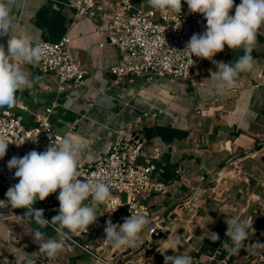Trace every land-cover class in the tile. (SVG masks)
<instances>
[{"label":"crops","instance_id":"obj_1","mask_svg":"<svg viewBox=\"0 0 264 264\" xmlns=\"http://www.w3.org/2000/svg\"><path fill=\"white\" fill-rule=\"evenodd\" d=\"M6 2L17 17L15 30L31 31L36 41H57L69 35L71 51L82 61L85 71L83 83L60 84L53 75L40 74L38 63L24 64L16 58L15 63L45 85L41 88L37 84L18 93L20 102L10 110L24 123L33 124L35 113L53 106L51 117L56 132L63 137L71 135L79 149V163H93L103 159L110 149L114 134L107 133V127L124 128L136 116L149 112L136 130L161 148L154 177L165 184L166 191L153 195L149 201L151 213L165 219V226L153 238L155 250L145 251V261L165 264L164 255L188 254L194 264H242L264 250L259 246L264 244V87H253L264 81V34L257 36L251 52L254 68L241 73L236 86L224 95L216 92L210 80L211 73L217 71L213 61L233 63L244 54L243 48L232 50L225 45L224 51L212 60L197 57V66L203 72L189 84L187 80L170 77L154 82L136 77L109 87L114 79L110 68L119 63L121 55L117 47L108 43V30L101 20L76 16L73 8L56 0ZM240 2L234 0L230 15H234ZM139 5L149 8L146 1ZM260 32L264 33V27ZM7 40V36L0 37L5 50ZM72 91L79 96L73 99ZM156 137L165 147H161ZM6 192L0 190V201L6 202ZM85 203H91L100 215L101 204L89 200ZM49 205L47 197L34 207L43 209L44 218L51 222L59 214V207L48 209ZM25 211L0 204V264H27L29 254L58 264H94L95 259L80 248V253L73 255L77 246L68 242L54 259L40 253L31 235L39 225L17 220L16 216H23ZM228 216L251 225L248 238L237 253L222 247L228 239L225 223ZM151 224L153 221L148 225ZM89 226L72 235L78 241L84 240L79 242L97 254L110 257L114 248L98 242L99 233L106 237L105 229L100 224L90 231ZM40 230L49 237L56 236L51 226ZM145 232L144 229L139 238ZM211 232L218 234L219 240L211 241ZM176 237L182 243L171 250Z\"/></svg>","mask_w":264,"mask_h":264},{"label":"built area","instance_id":"obj_2","mask_svg":"<svg viewBox=\"0 0 264 264\" xmlns=\"http://www.w3.org/2000/svg\"><path fill=\"white\" fill-rule=\"evenodd\" d=\"M56 1L73 8L76 16L98 18L108 30V43L117 47L121 55L119 63L110 68L114 79L109 87L126 79L133 81L136 77L144 82H154L165 77L193 82L203 72L197 66V57L185 49L193 34L206 31L207 22L202 14L190 13L185 0H181L179 15L173 11H158L136 5L133 0ZM37 42L45 46V56L38 62L40 74L53 75L60 84L83 83L84 67L71 51L72 39L69 35L57 41ZM253 87H264V81L256 82ZM89 104L92 106L93 102ZM53 112L54 107L47 106L43 112L34 114L33 124H28L14 111L0 108V132H6L12 142L5 156L0 159V190H8L19 182L15 178L16 170L7 167L12 157H23L33 150L43 152L55 139L63 138L54 128L51 117ZM148 116L149 112H143L124 128L116 130L110 149L103 159L93 163H79V170L83 174L81 180H105L111 186L109 198L97 203L103 208L97 221L89 226L90 231H94L100 224L105 229L108 220L122 225L131 213H143L154 223L146 226L142 237L147 238L155 232L157 234L164 228L161 218L154 216L149 206L153 195L166 191L165 184L154 177L155 161L162 151L159 145L150 143L136 130ZM59 191L57 189L56 193L48 197V209L60 207L57 199ZM75 236L70 235L67 241L89 253L95 259L94 264H110V257L97 254L81 244ZM142 237L139 238L140 242L146 240H141ZM105 240V234L99 233L98 242L106 246L108 243ZM261 258L264 259V256ZM29 260L32 264H58L34 254H29Z\"/></svg>","mask_w":264,"mask_h":264},{"label":"clouds","instance_id":"obj_3","mask_svg":"<svg viewBox=\"0 0 264 264\" xmlns=\"http://www.w3.org/2000/svg\"><path fill=\"white\" fill-rule=\"evenodd\" d=\"M190 13L202 14L206 20V31L203 34H193L185 51L192 56L209 59L222 51L225 45L229 49L243 48L244 54L233 63L213 61L217 71L211 73L213 87L217 93L223 94L234 88L241 73L250 72L254 68V58L251 52L257 42V36L264 34V0H241L235 6L234 15L230 11L234 0H185ZM148 3L158 11L181 12V0H148ZM17 17L12 14L6 0H0V37H8L7 50L0 43V108L11 109L20 102L18 93L33 89L37 84L45 85L37 78L26 73L14 60L19 58L24 64H36L45 56V46L36 41L35 35L29 30H15ZM161 147H165L163 141ZM9 141L6 132H0V159L6 152ZM7 167L15 169L17 184L6 192L7 200L0 204L11 205L13 209H25L23 216H16L21 223L34 221L38 228L31 232L34 242L39 246V252L54 259L65 250V242L70 235L85 231L88 226L97 221L98 214L91 203L85 201L91 198L93 203L104 202L111 194V186L105 180L85 178L81 180L79 170V149L71 135L55 139L43 152L33 150L23 157H12ZM59 189V214L49 220L44 218L43 209H37L34 204L44 201ZM226 236L222 247L231 253H237L248 238L247 221L228 216ZM150 218L143 213L132 214L124 219V223L114 224L107 221L105 227L106 240L113 248L128 249L139 246V237ZM51 226L56 236L49 237L45 229ZM209 239L219 240L218 234L211 232ZM230 241V242H229ZM179 237L173 239L169 249L181 245ZM264 248V244L259 245ZM165 252V251H164ZM163 252V253H164ZM162 253V254H163ZM165 264H194L193 257L188 254L164 255ZM28 264H32L29 260Z\"/></svg>","mask_w":264,"mask_h":264},{"label":"water","instance_id":"obj_4","mask_svg":"<svg viewBox=\"0 0 264 264\" xmlns=\"http://www.w3.org/2000/svg\"><path fill=\"white\" fill-rule=\"evenodd\" d=\"M165 219L162 220L161 225H164ZM156 232L149 235V237H142L141 240H146L144 242L139 241V246L128 248V249H120L117 250L114 248L110 258V264H133L137 262L143 263L145 259H143V255L147 249L152 248L153 246V238L155 237Z\"/></svg>","mask_w":264,"mask_h":264},{"label":"rangeland","instance_id":"obj_5","mask_svg":"<svg viewBox=\"0 0 264 264\" xmlns=\"http://www.w3.org/2000/svg\"><path fill=\"white\" fill-rule=\"evenodd\" d=\"M143 1H146V6L147 7H149V8H153L149 3H148V0H133V2H134V4H136V5H139L141 2H143ZM186 83L187 84H189L190 83V81L189 80H187L186 81ZM70 93H72L73 94V99H75L76 97H78L79 95L78 94H76V91L75 92H70ZM76 95H75V94ZM86 101H87V99H86ZM117 129H111V128H109V127H107V130L105 129V131H107V133H112V135L115 133V131H116ZM104 131V132H105ZM74 234V233H73ZM72 235V234H71ZM74 236V235H73ZM79 239V241H81V242H83L84 243V240H82L81 238H78ZM66 242H68L69 244H70V242L69 241H67L66 240ZM156 244H157V242H156ZM154 246H156L155 244L152 246V248L154 247ZM109 248V247H108ZM152 248H150V249H148L149 250V252H152ZM95 250H97V252H99V251H101L100 249L98 250V249H95ZM80 249L77 247L75 250H73V252H72V254L73 255H76V254H79L80 252ZM255 261V262H254ZM154 262V260H149V259H147L146 261H145V263H143V264H154L153 263ZM246 262L248 263V264H256V260L255 259H253V261L251 260V258H250V260H246ZM246 262H242V264H245ZM237 264H239V263H237Z\"/></svg>","mask_w":264,"mask_h":264},{"label":"trees","instance_id":"obj_6","mask_svg":"<svg viewBox=\"0 0 264 264\" xmlns=\"http://www.w3.org/2000/svg\"><path fill=\"white\" fill-rule=\"evenodd\" d=\"M155 250V246L152 248V251ZM261 256H264V250L256 252L252 257L251 260L255 259L256 264H264V259L261 258Z\"/></svg>","mask_w":264,"mask_h":264}]
</instances>
